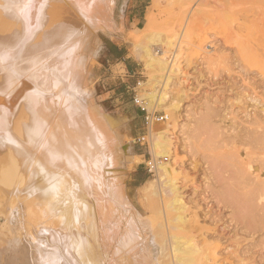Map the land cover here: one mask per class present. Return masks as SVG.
<instances>
[{
    "label": "bare ground",
    "instance_id": "obj_1",
    "mask_svg": "<svg viewBox=\"0 0 264 264\" xmlns=\"http://www.w3.org/2000/svg\"><path fill=\"white\" fill-rule=\"evenodd\" d=\"M114 2L0 0V120L10 117L23 97L29 99L30 86L35 87L33 101H25L15 128L16 136L27 144L29 161L23 165L22 177L0 182V264H156L159 252L165 258L161 264H241V257L234 261L219 253L224 232L215 229L205 235L196 216L185 219L179 213L186 205L172 161L170 122L163 130L148 128L153 155L171 157L170 162L158 164L157 179L143 186L155 188L158 181L162 187L157 193L163 205L159 246H151L146 236L135 240L109 215V208L119 202L134 221L143 222L132 210L120 182V166L117 169L128 150V141L118 137L123 125L94 108L89 99V80L100 46L96 33L107 32L96 19L102 16L106 21L103 11L107 9L110 20ZM181 32L167 37L166 45L177 48ZM142 52L138 55L142 61L164 72L160 86L145 94L146 106L180 109L185 92L172 76L176 54L156 56L149 44ZM95 130H101V137ZM259 134L253 142L260 151H252L256 156L250 173L254 201L264 193V131ZM3 157L0 147V162ZM13 168L19 173L18 162ZM115 169L117 177L112 175ZM258 206L260 210L261 203ZM197 230L201 232L196 235ZM180 231L188 235L182 244Z\"/></svg>",
    "mask_w": 264,
    "mask_h": 264
},
{
    "label": "rangeland",
    "instance_id": "obj_2",
    "mask_svg": "<svg viewBox=\"0 0 264 264\" xmlns=\"http://www.w3.org/2000/svg\"><path fill=\"white\" fill-rule=\"evenodd\" d=\"M121 1L115 0L110 20L107 9L103 11L106 21L102 16L96 19L107 32L96 33L100 46L89 80V99L94 108L116 117L123 125L118 137L123 143L128 141V150L117 169L120 166V182L132 210L143 222L134 221L119 202L109 208L111 219L117 227L129 230L135 240L146 236L151 246H159L163 205L157 193L162 187L155 181V188L143 189L157 179L155 172L146 170L145 161L167 156L163 162H170L171 157L153 155L145 117L149 112L166 113V120L154 121L150 127L158 131L166 122L171 123L172 161L178 168L177 185L186 205L179 213L185 219L196 216L205 235L215 229L224 232L226 238L220 240L219 253L230 260L241 257V264H264V193L254 201L250 174L256 156L252 151H260L253 140L264 131V0H149L145 25L127 32L117 25ZM176 32L182 33L181 42L172 50L166 39ZM105 35L118 42L124 36L125 49L116 55L109 45L104 48ZM148 44L156 56L171 58L176 54L172 76L185 92L180 109L146 106V95L160 86L164 74L138 57ZM33 89L34 85L30 86L29 99L23 97L10 117L0 120V147L4 152L0 182L22 177L23 165L29 161L27 144L19 140L15 128L26 102L33 101ZM95 131L101 137V130ZM16 162L19 173L13 168ZM117 169L112 172L114 177L119 174ZM254 203H261L262 208ZM182 231L177 234L181 244L188 237ZM200 232L197 230L196 235ZM159 254L155 255L156 264L165 261Z\"/></svg>",
    "mask_w": 264,
    "mask_h": 264
},
{
    "label": "crops",
    "instance_id": "obj_3",
    "mask_svg": "<svg viewBox=\"0 0 264 264\" xmlns=\"http://www.w3.org/2000/svg\"><path fill=\"white\" fill-rule=\"evenodd\" d=\"M149 10V0H122L120 4V15L117 22L118 27H121L123 32L139 29L141 26L145 25ZM105 38L106 43L104 48L109 45L114 49L113 52L116 55L125 49L122 43V40L125 38L124 36L120 37V42L108 35H105ZM120 59H122V62L124 61L122 57Z\"/></svg>",
    "mask_w": 264,
    "mask_h": 264
},
{
    "label": "built area",
    "instance_id": "obj_4",
    "mask_svg": "<svg viewBox=\"0 0 264 264\" xmlns=\"http://www.w3.org/2000/svg\"><path fill=\"white\" fill-rule=\"evenodd\" d=\"M142 110H144V109L142 108ZM145 118L149 124L148 125V128H149L154 121L166 120L168 118V115L166 113L156 115V114H154V112H149V113H146ZM165 160H167V156H163L161 160H159L157 158L147 159L145 161L146 170L150 173H154L157 170L158 164L165 161Z\"/></svg>",
    "mask_w": 264,
    "mask_h": 264
}]
</instances>
